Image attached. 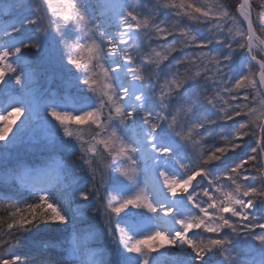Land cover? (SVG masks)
<instances>
[{
	"label": "snow or ice",
	"instance_id": "obj_1",
	"mask_svg": "<svg viewBox=\"0 0 264 264\" xmlns=\"http://www.w3.org/2000/svg\"><path fill=\"white\" fill-rule=\"evenodd\" d=\"M45 3L48 5L49 13L57 16L62 23L75 20L85 28L86 43L80 46L81 52L90 49L92 54L91 60L85 65L89 68V75L85 77L83 84L94 94H97L98 103L96 107L79 114L58 111L54 108L49 109V115L61 124L66 136L72 135L70 130L72 125L78 127L94 125L97 129H100L101 131L97 132L96 137H93L96 144L88 142V154L94 156L97 152L96 145H102L112 158L107 168L114 162L118 163L116 171L133 182H135L139 171L135 156L139 148L134 143L125 140L118 133L117 128L112 126L111 122L117 121L119 125H124L126 121L134 119L139 110L142 123L145 126L148 147L157 156L167 157L171 152L169 147H158L153 142V134L162 124H166L181 140L187 141L193 148L199 147L198 164L188 170L183 178L170 175L163 169L159 170V178L168 194L173 197L177 194L186 195L188 201L198 210L197 213L177 218L175 223L179 227L171 235L157 229L147 235L134 238L117 226V230L123 232L119 241L127 251L139 254L141 256L140 264H148L147 256L150 252L180 243L190 248L192 253L195 254V260L200 261L207 251L213 248H220L223 251L229 243V241L219 238L222 229H230L233 233L248 235L252 234L257 228L264 229V223L255 222V217L250 211L257 198H264V167H256L257 163L264 158V56L257 54V49L264 46V31L258 34L257 17L253 15L252 0H243L241 4L237 5L239 16L242 17L240 21L242 26L234 34L229 29L227 35H224V22L226 20L235 22V14L219 6L209 11L200 7L198 0H180L179 4L163 3L162 6L171 9L174 17L177 18L173 19L170 25L165 21L156 23L153 15L141 18V13L137 11L135 5L131 8L121 7L119 11H113V15L119 23V31L114 35H105L104 30L100 27V21L97 20V23L93 24L89 19L85 5L80 3L79 0H63V8L60 11H56L48 3V0H45ZM111 10H113L111 4L104 6L105 12ZM35 11L37 15L27 20L26 23L37 25V31H42L43 29L38 27L39 4L35 6ZM189 16L193 19L208 22L212 38L217 41H225V46L230 50L239 48L247 52L252 63L245 65L244 72L238 78L234 80L231 77L221 79L223 74L221 59L203 50L210 41L198 40L186 25L179 24L178 18ZM243 25H246V27H243ZM51 26L57 27L56 24ZM16 30L11 29L10 31L14 32ZM137 32L147 37V41L152 40L153 37L157 41H165L169 36L178 34L183 38L181 47L194 45L197 49H201L194 55L185 57L188 63L196 66L197 70L194 73L181 77L177 75V72H170L167 77L163 78V82L160 81L158 87L154 88L153 95L157 96L161 102L159 110L155 112L143 109L144 94L133 82L146 81L148 77L155 81L158 75L156 69L178 48L172 44L159 43L156 47H151L150 51H142L136 44L135 33ZM100 38L103 39V43L99 42ZM28 46L36 47L37 45L34 42H29L11 50L0 48V82L7 75L16 73V68L10 61V57L18 54L21 48ZM157 47L160 48L159 51ZM116 55L123 62V72L129 78L128 83L121 86L116 85L113 74L120 72L122 65L116 63L112 67H108L103 62L105 57ZM229 58L225 56L223 59L228 60ZM201 59L204 60L203 67H200L198 63ZM92 61H95V63L93 64ZM71 62L79 67L81 57H72ZM143 65H150L152 71H145ZM209 72L212 74L211 77L208 76ZM202 74L206 78L219 81L218 86L215 88V94L204 97L217 110L218 118L223 120L243 118L230 138H224L223 144L208 151L204 150L201 143L204 137L199 134V130L205 123H211L212 121L191 120L189 117L191 109L187 103H181L175 112L171 111L169 113L167 103L169 97L174 95L186 80L194 79ZM14 78L17 83H20L21 76L19 74H16ZM126 101L128 102L127 106ZM105 107L108 108L106 119L103 118ZM180 111H183L184 117L188 118L186 132L177 129L176 113ZM0 127L4 129V136L0 137V141H3L7 139L14 125L5 117L3 122L0 123ZM180 127L182 129L183 125ZM109 129L110 133H108ZM104 133L108 134L104 135ZM193 136L197 139L193 140ZM247 136H252L255 139V147L251 148L250 154L245 159L222 174L225 181L224 186H219L221 177L218 176L208 180V187L201 188L198 192L191 191L193 182L196 181L197 177L207 178L206 165L220 159L224 153L238 148ZM97 137L102 138L97 139ZM75 138L82 145L86 143L82 135L77 134ZM124 161L127 162V167L122 166ZM180 167L188 169L189 165L180 164ZM252 171L258 173L261 180L260 185L250 186L245 183ZM173 185L174 188L171 187ZM181 188H183L182 191ZM214 193L220 195L217 196ZM80 196L81 198H87L86 193H80ZM201 196L206 199H199L198 197ZM112 200L115 201V204H108L107 206L112 216L117 215L129 206L145 208L152 213H156L158 210L143 187H138L132 195L124 198L112 196ZM26 208L27 211L24 213H19L18 210L11 227L26 228L36 220L62 223L66 219L59 206L52 202L47 194H41L37 202L27 205ZM160 210L165 216L174 215L175 213V209L172 207L160 206ZM194 230L210 235L206 239L197 241L190 236V233ZM253 238L264 245V234L255 235ZM17 259V257L0 258V264H14Z\"/></svg>",
	"mask_w": 264,
	"mask_h": 264
},
{
	"label": "trees",
	"instance_id": "obj_2",
	"mask_svg": "<svg viewBox=\"0 0 264 264\" xmlns=\"http://www.w3.org/2000/svg\"><path fill=\"white\" fill-rule=\"evenodd\" d=\"M84 2L89 8L91 0H84ZM166 2L179 4L180 0H122L124 8H131L135 5L137 11L141 13V18L153 15L156 23L165 21L170 25L171 21L177 18L174 17L171 9L162 6V4ZM200 2H203V0H198V3ZM240 3L241 0H207L209 7L219 6L235 14V22H233V20H226L224 22L225 33L231 29L234 34L235 31L242 26L240 23L242 19L237 12V5ZM252 3L254 9L253 15L257 17V31L258 34H261V32L264 31V29H261V24H264V0H252ZM14 7L15 9L17 8L16 5H14ZM19 20L21 21L18 27L23 28L27 24V20H25L22 15L19 17ZM178 22L181 25H186L198 40L210 41L203 50L221 59L223 64L221 79L231 77V79L234 80L238 78L244 72L245 65H250L252 63L248 60L245 50L239 48H232L230 50L225 46V41L213 39L208 22L192 21L187 17L178 18ZM243 27H245V25H243ZM64 29L66 30L64 32L65 37L71 39L72 36L69 33L73 32L72 26L69 24L65 26ZM49 31L53 30L50 29ZM55 34L58 35L56 32ZM23 39L25 43L35 42V36L32 35L30 38L29 35L24 34ZM182 39L183 38L178 34H173L165 41H157L154 37L152 40L147 41V37L137 32L136 44L142 51H150L151 47H156L159 43L172 44L178 48L177 51L172 53L167 60L156 69L158 75L155 81L151 77H148L146 81H141L142 90L146 96L144 110L153 112L159 110L161 102L157 96L153 95V90L155 87H158L160 81L161 83L163 82V78L167 77L170 72H179L181 77H185L197 70L194 64H190L185 60V57H190L201 49H197L194 45L181 47ZM100 40L103 42L102 38H100ZM23 44L24 43H22V45ZM149 45L151 46L148 47ZM31 47L32 46L23 47L22 49L25 51L28 50V48L31 49ZM157 50L159 51L160 48L157 47ZM57 52V56H55L58 59L60 58V63H56V66L51 63L48 66L43 61L44 65H40V82L44 84L49 74H53V79L48 86L49 88L43 92L40 98L39 114H45L44 112L48 111L49 108L60 107L58 104H55V106L52 105L54 97L55 99H61L67 108L72 106L74 100H79L82 105L84 103L96 104V100H98L97 94H94L82 82L84 73L65 62V54L60 45V39ZM225 56L230 58L224 60L223 58ZM41 61L40 58V62ZM198 63L200 67H203L204 60L201 59ZM143 68L145 71H152L150 65H143ZM211 75V72H209L208 76L211 77ZM218 83L219 81L206 78L202 74L194 79L186 80L183 86L177 90L174 95L169 97L167 101L169 113L171 111L175 112L176 108L180 107L181 103H187L191 109L189 113L191 120L212 121L211 123H205L199 130V134L204 137L201 143L205 151L223 144L224 138H230L243 119L242 117L231 120L219 119L217 110L204 98L206 95L215 94V88L218 86ZM65 85H70L71 88H66ZM45 104H50V106ZM107 115L108 113H105L104 109L103 118H106ZM176 116L177 129L186 132L188 118L184 117L183 111L176 113ZM111 124L114 127L117 125L116 128L118 133L125 140L129 141L125 124L119 125L117 121H113ZM181 125H183L182 129L180 127ZM159 130L163 137L164 144H168L171 148V152H173L172 158L176 163L175 166L185 175L188 170L198 164L199 147L193 148L187 141L181 140L166 124H162ZM26 131V136L22 133L18 135V132L14 134L10 140L16 142L5 145L7 146L6 150L0 145V174L2 175L0 177V199L14 201L17 204L31 202L36 196L34 192L27 191L18 184V168L21 165L26 167L30 165L28 163H32L33 166H31V168L34 169V167L37 166L35 165L36 161H40V165L43 166L53 160L51 155H48L44 151V148H39L37 146L40 141L35 142L36 138L33 131ZM100 131L99 129L98 132ZM108 133H110V129ZM108 133H104V135ZM192 139L196 140L197 138L193 136ZM29 144H32V147L29 149L25 148ZM253 147H255V139L252 136H247L238 148L224 153L220 159L206 165L207 178L203 176L197 177L196 181L193 183L192 191L198 192L201 188L208 187V180L218 176L221 177L219 186H224L225 181L223 180L222 174L245 159L250 154V150ZM21 148H25L23 149L25 152L20 151ZM31 148H33V150H31ZM77 154V152H68V155L64 157L60 156L61 153H54V157L60 156L63 159L68 168H71V172L65 174V177L57 179L54 185L47 189L50 200L60 204L62 212L68 216V222L61 224L42 221L39 224L29 227L27 230H22L21 233L18 234L19 238L15 243L2 246L3 250L0 251V258L7 259L17 257L18 259L14 264H59V262L67 259L69 256L81 258L84 256L83 254L94 251L103 261V264L125 263L126 252L124 254L120 241H118V239L116 241L115 239L121 237L117 230V226L121 229L122 225L125 224L124 222L130 221L134 224L135 228H139L140 224L146 219L152 220V212H149L145 208H141L142 212L146 214L135 212L134 214L137 215L136 218H132L131 214L113 215L112 217L106 218L107 223L101 218L102 213L99 210H97L95 214L89 212V209H97V199L94 198V193L90 195L87 200L77 198L78 193L87 189L91 183V176L85 169L81 168L80 160L75 159ZM124 162L127 167V162ZM180 164H187L189 168L182 169ZM256 167H263L262 159L257 163ZM140 179L141 176L138 172L135 182ZM245 183L250 186L260 185L261 180L258 173L252 171L249 179L245 181ZM111 184H116L118 188H124L125 185H127L125 187L133 186L134 182L128 180L117 171L113 172ZM111 184L103 189L105 194H111ZM214 194L217 196L220 195L219 193ZM198 198L201 200L206 199L202 196ZM100 199H103V196H101ZM197 211L196 209L193 215L196 214ZM251 214L255 217V222L264 223V198H257L251 209ZM259 234H264V229L257 228L250 235L245 233H233L230 229H224L219 234V238L229 241L224 250L221 251L220 248H213L207 251L200 261L195 260V254L192 253L190 248H188V251H184L174 245L170 246L168 252L176 261L175 264H264V245L253 238L255 235ZM193 235V239L200 241L206 239L210 234L195 230ZM151 256L152 254L149 253L147 257ZM168 259L165 261L166 264Z\"/></svg>",
	"mask_w": 264,
	"mask_h": 264
},
{
	"label": "rangeland",
	"instance_id": "obj_3",
	"mask_svg": "<svg viewBox=\"0 0 264 264\" xmlns=\"http://www.w3.org/2000/svg\"><path fill=\"white\" fill-rule=\"evenodd\" d=\"M38 3L39 0H0V48H7L11 50L14 47L22 45V43L25 44V40L23 39L24 34L29 35L30 38L31 35L35 36L34 43L37 45L36 47H31V49L28 48V50L25 51L21 48V51L18 54H15L10 57V61L13 63V65L16 68V73L7 75L4 78V80L0 82V113L7 111L10 107L13 106H21L24 108V115L14 125L7 139L0 141L1 142L0 145L3 146L2 148L6 150L7 146L5 145H9L8 143L16 142L14 140L13 141L10 140V138H12L13 135L16 134L17 132L18 135L22 133L23 135L26 136V132H27L26 130H30V132L33 131V133L35 134V138H36L35 142L40 141L38 142L37 146L39 148H44V151L48 155L50 154L51 158L54 159L53 163H46L43 166L40 165V161H36L35 165L37 164L39 165H37L36 166L37 169L33 171L31 169V166H33L32 163H28L30 164L29 166L26 164L27 165L26 167H23V165H21L18 168L19 169L18 175H20L19 182L28 191L31 190L36 193L38 191H47V189H49L51 186L54 185V182L57 179H61L65 177V174H69L68 172H71V168H68V166L60 156L66 157L68 155V152L79 153V147L75 138L65 137L63 135L62 126L59 125L57 121H55L51 116L48 115V111H45L44 112L45 114H39L40 98L43 92H45V90L49 88L48 86L50 85L53 79V74H49L46 77V81L44 84L40 82V65H44L45 62V64H47L48 66L51 63H53L54 66H56V63L61 62L60 58L58 59L56 57L58 53L57 51L59 47V39L61 37L60 35H56L55 32L49 31L51 28L44 31V33L41 31H37V25H34L32 23H27L23 28L18 27L19 22L21 21L19 20V17L21 15L24 17L25 20H29L30 18L37 15L35 11V6ZM48 3H50L51 6L55 9H60L63 6V0H48ZM83 3L84 5L86 4L84 0ZM111 3L117 4L118 7L114 8L111 11L105 12L104 6ZM14 5L17 6L16 9ZM121 7H123L122 0H91V4L89 5V8L87 5H85L88 14L91 17H93L95 20L100 21V27L104 30L105 35H114L119 31V23L116 20L115 15H113V11H119ZM11 29H17V30L12 32L10 31ZM65 31L66 30L63 29L62 35L64 37H65L64 35ZM69 34L71 36L74 35L73 32ZM136 38H137V33H135V40ZM99 42H101L100 39ZM117 56L118 55H116V57ZM40 58L42 60L41 62H40ZM114 58H115L114 56L105 57L103 62L105 63L106 66L112 67L115 64V62L113 61ZM118 58L120 59L119 56ZM65 62H67L66 59ZM120 62L122 61L120 60ZM16 74H19L21 76L20 83H17L14 78ZM113 75H114V82L118 86L117 84L118 81L115 78L116 75L115 74ZM124 82L128 83V78ZM65 86L66 88H71L70 85H65ZM139 90L143 92L142 84L140 82H139ZM78 101L79 100H74V102H72V106L70 108H67L64 105L65 103L61 99L59 98L55 99L54 97L52 105L53 106H55V104L60 105V107L58 106L55 107L56 110L58 111H68L74 114H79L83 111L96 107L98 103V100H96V104L84 103L82 105V103ZM145 103H146V96L144 94L143 108L145 106ZM45 105L50 106V104H45ZM105 113H108L107 107H105ZM125 128L129 141L134 143V145L138 147V145L135 143L137 139L136 137H139L140 131L145 132V126L142 123L141 114L139 110L137 111V114L134 119H130L125 122ZM159 128L153 134L155 139V144L158 146L159 143H163L162 146L169 147L168 144H164L163 137L161 135ZM70 130L72 131L74 136L76 133H80L83 136L84 141H86V143L84 144L85 148L89 146L88 142L92 144H96V141L93 140V137H96V134L99 129H97L94 125L91 127L88 126L78 127L72 125L70 127ZM27 138H31V137H27ZM99 138L102 137H97V139ZM49 140L52 141L49 142ZM30 147H32V144H29L25 148L29 149ZM96 147H97V152L94 154L95 160L93 162V168L99 172L107 168L112 158L104 150L102 145H96ZM25 148H21L20 151H23V149ZM31 150H33V148H31ZM55 152L61 153V155L56 159L54 157ZM88 155L90 157L93 156L91 154ZM172 155L173 152H170V154L167 157L162 156L159 158L157 156L158 160H160L159 161L160 163L154 165L153 170L158 177H159L160 169L165 170L170 175H177L181 178L183 177L180 176L183 174L175 166L176 163L173 160ZM135 156L138 161V169H139L138 172L139 175L141 176V179L137 182H134L133 186L125 187L127 186L125 185L124 188L123 187L118 188L116 184H111L113 172H117L116 168L118 167V163L114 162L107 171L104 189L107 188L109 184H111L112 188L110 195L117 198H124L132 195L138 187H143L145 188L146 192L150 195V198L154 203L151 190L147 183L148 172L145 171L147 163L149 164L150 162H154V158L149 156L146 159V160L149 159V161L146 163L142 159L141 157L142 155L140 151H138L135 154ZM125 164H126L125 162L122 163V166H125ZM80 165L82 166L81 168L85 169L81 161H80ZM86 172L88 173L87 170ZM1 176L2 175L0 174V177ZM180 197L182 198V202L180 204L181 205L179 209L180 215L178 216V218H183L193 215L196 209L188 201L187 196L184 194H180ZM77 198L81 199L78 195ZM142 209L129 206L126 209L122 210L119 213V215L131 214L132 218H136L137 215L134 213L140 212L139 214H142L143 213ZM152 215H153L152 220L150 221L146 219L143 223L140 224L139 228H135L134 224L128 221V222H124L125 224L122 225L121 229H124L129 236L134 238L147 235L150 232L157 229L168 233L164 225L161 226V224L157 221V214L152 213ZM194 232L195 230L192 233H190L191 237ZM119 234L122 236L123 232L119 231ZM120 238L121 237L119 238L117 237L115 239L116 241L117 239L119 241ZM175 246L180 249V245L178 243ZM121 247L124 250V254L126 252V260L124 264H140L141 256L139 254L131 253L127 251V249L124 247L123 244H121ZM169 250H170V246H165L160 248L159 250L150 252L152 256L147 257L148 264H166L165 261L168 258L169 259L167 261V264H175L176 261L172 256H170L168 252ZM184 251H188V247L187 250ZM83 255L84 256L80 258L83 261V264H98V262L101 261L100 257L96 255L94 251L87 252Z\"/></svg>",
	"mask_w": 264,
	"mask_h": 264
},
{
	"label": "clouds",
	"instance_id": "obj_4",
	"mask_svg": "<svg viewBox=\"0 0 264 264\" xmlns=\"http://www.w3.org/2000/svg\"><path fill=\"white\" fill-rule=\"evenodd\" d=\"M80 3H83V0H79ZM39 6H40V12L38 14L39 16V25L41 29H43L41 32L46 31L47 29L51 28L53 31H55L58 35H60V45L63 49V52L65 54V59L68 64L72 65L77 70L84 73V76L82 78V82L89 75V68L85 67V65L91 60V50H86L84 52H81V45H84L86 43L85 38V28L81 26L80 23L73 20L68 23H62L59 18L53 14H50L48 11V5L45 3V0H39ZM84 4V3H83ZM199 6L205 9H208L211 11L214 7H209L207 4V0H203V2L199 3ZM63 8V6L60 9H55L56 11H60ZM90 21L95 24L97 23V20H95L93 17H91L89 14ZM189 20L192 21H201L197 19H193L190 16L187 17ZM202 22V21H201ZM52 24H56L57 27H52ZM72 26V31L75 33L71 39H68L62 35V31L65 26L67 25ZM261 29H264V24H261ZM95 35V33H93ZM224 35H227V33H224ZM257 54L264 56V46H261L257 49ZM80 56L81 57V64L78 67L75 63L71 62L72 57ZM94 64L95 61H92ZM177 75H180L179 72H177ZM21 108L23 111L21 112ZM50 109V108H49ZM49 109H48V115H49ZM24 115V108L23 107H12L9 108L7 111L0 113V123L3 122L4 118L7 117L8 121L15 125L17 121L20 120V118ZM50 116V115H49ZM54 119V118H53ZM55 120V119H54ZM56 121V120H55ZM58 122V121H57ZM59 123V122H58ZM59 125H61L59 123ZM88 127H91V125H88ZM11 131V129H9ZM63 135L65 137H73L75 138L77 134L81 135L80 133H76L75 136H66L62 127ZM4 136V129L0 127V137ZM77 141V139L75 138ZM78 147H79V153L76 155L75 159L80 160L84 166V168L88 171V173L91 175V183L89 184L88 188L84 191H80L78 193V196L81 198L80 193H86L87 198H81L84 200H87L90 195L93 193L95 194L94 198L97 199V209H89V212L95 214L97 210H99L102 213L101 218L107 223L108 217H112V215L108 211V204H115V201L112 200V196L105 194L104 184L106 180V175L109 167L102 171H97L93 168V162L95 160V157H90L88 155L87 148H85L84 145H82L79 141H77ZM171 187H175L174 185ZM186 187V185H185ZM181 191L183 188L180 189ZM41 194H47V191H38L36 193V196L33 201L31 202H25L23 204H17L14 201H6L0 199V251L3 250L2 246L10 245L12 243H15L18 240V234L21 233L22 230H27L29 227L34 226L35 224H39L43 220H36L35 222L31 223L26 228H20V227H11L12 221L16 219V216L19 213H24L27 211L26 206L29 204H33L37 202L41 196ZM103 196V199H100V197ZM49 197V195H48ZM50 199V198H49ZM107 201V202H105ZM59 208L61 209L60 204L56 203ZM126 209V208H124ZM123 209V210H124ZM119 214V213H118ZM117 214V215H118ZM65 215V214H64ZM66 219L61 224H65L68 222V216L65 215ZM239 227V225H238ZM224 230V229H222ZM221 230V232H222ZM59 264H83V261L79 257L69 256L67 259L59 262ZM98 264H103V261H99Z\"/></svg>",
	"mask_w": 264,
	"mask_h": 264
},
{
	"label": "bare ground",
	"instance_id": "obj_5",
	"mask_svg": "<svg viewBox=\"0 0 264 264\" xmlns=\"http://www.w3.org/2000/svg\"><path fill=\"white\" fill-rule=\"evenodd\" d=\"M111 5L113 6V9L118 7L117 4L115 3H111ZM115 58L113 59V61L116 63H120L122 65V69L120 72L114 73L116 76V80L118 81V86H121L123 84H126L124 81L127 80V75L123 72V62H120V59L118 58V56H114ZM129 79V78H128ZM121 82V83H120ZM121 84V85H120ZM133 84L136 85V87L139 89V82H133ZM126 104H128V102H125ZM136 141L135 143L138 145L139 147V151L141 153V157L144 160V162H148V160H146L149 156H151L152 158H154V162H150L149 164L147 163L146 166V172H148V178H147V183L149 185V188L151 190L152 193V198L153 201L155 203V205L157 206V221L159 223L164 224L165 228L168 230V233L171 235L175 230L178 229V225L175 223L176 219L178 218V216L180 215L179 213V209L181 207V202H182V198L180 197V194H177L175 197L171 196L168 194L167 190L163 187L162 181L160 180V178L157 176V174L154 172L153 170V166L156 164H159L160 160H158V157H162V156H158L157 154L154 153L147 144L146 141V132L140 131L139 132V137H136ZM155 143V139L153 141ZM163 143H159V146H162ZM182 176V175H180ZM183 178V177H182ZM160 206H166V207H172L175 209V213L174 215H169V216H165L162 214V211L160 210ZM180 246H185L182 245L180 243H178Z\"/></svg>",
	"mask_w": 264,
	"mask_h": 264
},
{
	"label": "water",
	"instance_id": "obj_6",
	"mask_svg": "<svg viewBox=\"0 0 264 264\" xmlns=\"http://www.w3.org/2000/svg\"><path fill=\"white\" fill-rule=\"evenodd\" d=\"M243 2V0H241V3ZM238 14H239V12H238ZM242 18V17H241ZM245 27H246V25H245ZM247 58H248V60L251 62V60H250V57L248 56V54H247ZM263 167H264V158H263Z\"/></svg>",
	"mask_w": 264,
	"mask_h": 264
}]
</instances>
